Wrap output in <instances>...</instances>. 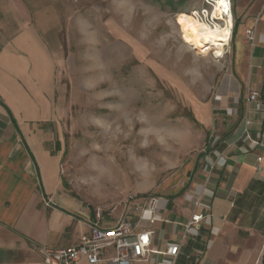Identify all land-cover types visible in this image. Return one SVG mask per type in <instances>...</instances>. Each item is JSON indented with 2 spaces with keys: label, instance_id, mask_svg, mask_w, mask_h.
<instances>
[{
  "label": "crops",
  "instance_id": "obj_1",
  "mask_svg": "<svg viewBox=\"0 0 264 264\" xmlns=\"http://www.w3.org/2000/svg\"><path fill=\"white\" fill-rule=\"evenodd\" d=\"M233 6V56L215 92L209 146L179 172L177 190H157L151 223L141 199L105 213L66 189L55 127L57 63L37 23L36 0H0V264H44L37 248L78 244L99 209L104 226L124 217L136 231L154 232L157 252L130 264H170L165 252L178 243L176 264H263L264 105L246 98L255 89L264 99V0ZM254 26L252 47L246 30ZM247 116L249 137L242 138ZM201 194L202 226L183 240L182 225ZM116 255L107 247L100 264H118L109 261Z\"/></svg>",
  "mask_w": 264,
  "mask_h": 264
},
{
  "label": "rangeland",
  "instance_id": "obj_2",
  "mask_svg": "<svg viewBox=\"0 0 264 264\" xmlns=\"http://www.w3.org/2000/svg\"><path fill=\"white\" fill-rule=\"evenodd\" d=\"M205 6L36 0L37 23L57 63L63 182L93 209L108 213L130 196L177 190L179 172L209 146L233 38L208 43L204 52L190 43L180 18Z\"/></svg>",
  "mask_w": 264,
  "mask_h": 264
},
{
  "label": "built area",
  "instance_id": "obj_3",
  "mask_svg": "<svg viewBox=\"0 0 264 264\" xmlns=\"http://www.w3.org/2000/svg\"><path fill=\"white\" fill-rule=\"evenodd\" d=\"M227 6L220 9V0H206L207 6L194 10L191 15L198 22L207 24L212 27L229 25L231 34L229 42L234 34V13L233 1L226 0ZM178 20V19H177ZM246 36L249 44L253 47L257 40L256 27L246 30ZM229 42L226 46L229 45ZM225 46V47H226ZM224 47V48H225ZM225 50V49H224ZM248 103L262 102L261 95L258 90L250 89L246 98ZM251 119L249 116L245 119V127L242 138L249 137V125ZM204 196L201 194L194 202V208L190 218L182 225L183 240L186 239L194 230H198L202 226L205 213L199 211L204 203ZM138 199L143 200L144 207L149 214V220L154 223L157 219L156 213L159 204V197L150 196H130L129 202ZM139 209V208H138ZM115 210V209H113ZM97 220L91 224V231L88 235L81 237L80 242L76 245L63 247H43L37 248L44 264H76L82 258H86L90 264H100L105 260V249L113 246L116 249V257L110 258L109 261L118 264H130L134 260L145 259L149 254L157 252L152 247L153 231L142 229L136 231L138 225L133 224L129 219L120 218L114 226H104L100 223L102 211L99 209L96 213ZM143 218V215L141 216ZM182 243L173 244L168 247L165 252L171 257L170 264H176V259L181 252Z\"/></svg>",
  "mask_w": 264,
  "mask_h": 264
},
{
  "label": "bare ground",
  "instance_id": "obj_4",
  "mask_svg": "<svg viewBox=\"0 0 264 264\" xmlns=\"http://www.w3.org/2000/svg\"><path fill=\"white\" fill-rule=\"evenodd\" d=\"M220 9L227 6L226 0H220ZM180 23L185 37L199 50H206L207 44L229 39L231 31L227 27H212L207 24L198 22L192 15L184 14L180 18ZM204 52V51H203Z\"/></svg>",
  "mask_w": 264,
  "mask_h": 264
},
{
  "label": "trees",
  "instance_id": "obj_5",
  "mask_svg": "<svg viewBox=\"0 0 264 264\" xmlns=\"http://www.w3.org/2000/svg\"><path fill=\"white\" fill-rule=\"evenodd\" d=\"M237 26H238V24L236 23V26H235V31H236V29H237Z\"/></svg>",
  "mask_w": 264,
  "mask_h": 264
},
{
  "label": "water",
  "instance_id": "obj_6",
  "mask_svg": "<svg viewBox=\"0 0 264 264\" xmlns=\"http://www.w3.org/2000/svg\"><path fill=\"white\" fill-rule=\"evenodd\" d=\"M263 264H264V259H263Z\"/></svg>",
  "mask_w": 264,
  "mask_h": 264
}]
</instances>
